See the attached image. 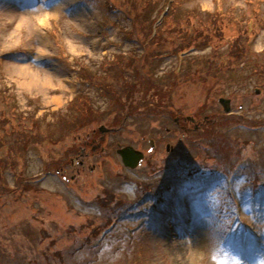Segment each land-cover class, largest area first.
I'll list each match as a JSON object with an SVG mask.
<instances>
[{"label":"rangeland","instance_id":"374dc122","mask_svg":"<svg viewBox=\"0 0 264 264\" xmlns=\"http://www.w3.org/2000/svg\"><path fill=\"white\" fill-rule=\"evenodd\" d=\"M118 1L0 0V264H264V0L172 2L158 28L160 50L177 48L169 39L202 16L215 33L216 12L220 38L186 55L183 67L194 73L164 93L166 109L154 115L141 98L161 94L155 87L120 97L132 113L119 112L81 78L82 66L100 74L137 47L130 21L110 11ZM158 1L161 17L169 0ZM178 58L158 60V73L177 68ZM206 65L216 71L197 72ZM84 92L101 111L63 129V119L75 122L70 102ZM205 115L200 130L174 123ZM31 129L28 150L19 151L17 133ZM93 130L95 150L83 145ZM217 136L226 142L216 149ZM126 145L144 153L135 167L117 152Z\"/></svg>","mask_w":264,"mask_h":264},{"label":"trees","instance_id":"16d2710c","mask_svg":"<svg viewBox=\"0 0 264 264\" xmlns=\"http://www.w3.org/2000/svg\"><path fill=\"white\" fill-rule=\"evenodd\" d=\"M158 5V0H119L117 3L109 4L110 11L112 10L111 12L114 14L119 13L130 21L131 27L126 32H129L127 34L131 38L130 41L137 47L134 50H131L126 56L117 55L114 61H107L105 63L107 65H103L104 69H102L100 74L89 67L86 68L85 66H82V69L80 68V71L82 72L81 78L85 79L86 84H88L87 86L97 90L99 95L108 102L106 108L110 106L119 112L125 111L126 107L121 102L122 98L120 97L125 96V99H130L129 97H132L134 93L139 90L138 87L142 88L143 86H146L150 91L152 87L161 91V94H159L156 90H152L150 96L147 95V97L141 98V100H146L145 104L156 108L153 112H150V114H156L155 112L158 111V107L166 109L167 105L164 101V93L173 92L174 88L179 83L180 78H182V76L186 77L192 72L194 73L195 67L192 68L193 66L189 64L188 70L184 67L183 73L181 74L179 71L171 69L165 75H161L158 73V60L163 59L164 56L170 53L177 54L180 50L189 48L199 49L208 46L213 38H220L219 29L221 30V27L219 23L222 21V16L216 12V14H210L212 17L215 16V19L211 20V22L213 21L217 27H215V33L210 34V32L207 31L208 27H205L206 21H204V19L206 20V17L204 18V16H202L198 19L200 23H197V25L192 27L191 30L189 29L186 32H180V35L178 36L179 39H172L173 37L171 38V41L169 39V44L175 43L178 46L177 48L169 51L160 50L159 48L164 44V38L162 35H159L158 29L156 31L154 30L153 24L154 19H156L159 12L162 11L160 8V10L157 11V16H155L156 9H154V6ZM150 13L154 14L149 16ZM211 60H214V57L208 59L209 62H211ZM209 64H212V62ZM207 65L203 67V70L198 69L197 72H201L204 76H209L216 71V69L213 67H207ZM162 79L165 81L163 82V86L160 85L158 81ZM202 79L206 80L205 77H202L201 80ZM151 80H154V84L150 83ZM168 98L169 97L166 96V100H170V98ZM168 102L170 103V101ZM70 106V110L72 109L71 111L73 112V114L70 113V116L71 118L74 117L75 122L72 119L71 123H65L63 119L61 126L65 130L72 129L78 125L86 126L90 122H93L91 118L101 111V108L94 104L91 96L86 92L78 93V96L70 102ZM125 112L129 111L126 110ZM129 113H132V111ZM31 119L34 123L32 128H36L38 133L41 134L40 123L42 120L38 117H33ZM33 129L28 131L25 136L17 133L18 139H16L15 142L17 143V149L19 151H21L22 148L28 150L29 144L34 138V134L37 133H34ZM47 133L50 135L48 138L53 136L49 124L47 127ZM217 138H219L220 141H214L215 143L210 142V144L214 145V148L216 149L221 141L225 142L222 138L218 136L216 139ZM61 139V137H54L55 141ZM217 152H219V150H217ZM68 156L69 155H67L66 158H68ZM108 223H110V221ZM55 254H57V252H55Z\"/></svg>","mask_w":264,"mask_h":264},{"label":"water","instance_id":"95a60500","mask_svg":"<svg viewBox=\"0 0 264 264\" xmlns=\"http://www.w3.org/2000/svg\"><path fill=\"white\" fill-rule=\"evenodd\" d=\"M219 101L222 103L225 111H229L230 100L221 97L219 98ZM118 152L121 154L124 164L129 167L137 166L144 156L142 151L135 149L131 145H127L125 147L119 148Z\"/></svg>","mask_w":264,"mask_h":264},{"label":"flooded vegetation","instance_id":"af4514ba","mask_svg":"<svg viewBox=\"0 0 264 264\" xmlns=\"http://www.w3.org/2000/svg\"><path fill=\"white\" fill-rule=\"evenodd\" d=\"M190 122H191V124H193V125L198 124V125H197L198 127H200V125H201V123H202L201 120H197V119H196V120L192 121L191 119L188 120L186 117H183V119L178 118V120L176 121V125H177L178 127H180V129H182V130L188 132V130H190V129L192 128V127H190V125H188V123H190ZM184 131L182 132L183 135L185 134ZM93 132H94V134H93L92 138H90V140H88V141H85L83 145H84L86 148L90 145V148H92L93 150H95V149H97V147H99V145H100V141L98 140L97 135H95V134H96V130H93ZM85 143H86V144H85ZM87 143H89V144H87ZM86 148L81 147V153H82V155H83L84 157L87 155ZM82 158H83V157H82ZM74 162H75V161H73V163H74ZM83 162H84L83 159H80V160H79L80 165L83 164ZM78 171H79V170H78Z\"/></svg>","mask_w":264,"mask_h":264}]
</instances>
